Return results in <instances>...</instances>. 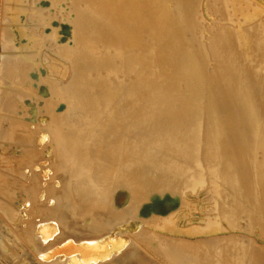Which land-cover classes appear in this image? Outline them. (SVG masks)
<instances>
[{"label": "bare ground", "instance_id": "bare-ground-1", "mask_svg": "<svg viewBox=\"0 0 264 264\" xmlns=\"http://www.w3.org/2000/svg\"><path fill=\"white\" fill-rule=\"evenodd\" d=\"M228 2L0 0V264H264V4Z\"/></svg>", "mask_w": 264, "mask_h": 264}, {"label": "water", "instance_id": "water-1", "mask_svg": "<svg viewBox=\"0 0 264 264\" xmlns=\"http://www.w3.org/2000/svg\"><path fill=\"white\" fill-rule=\"evenodd\" d=\"M153 198V197H152ZM158 199V198H157ZM161 201V198H159V200H158V203ZM163 201V200H162ZM110 233H108L107 235H109ZM86 240H83V241H74V240H67L64 244H62L61 246H58L60 249H65V248H67L66 246L67 245H70L71 243H84ZM72 246H74V244H72ZM74 248V247H73ZM72 256H74V257H76V258H81V255H80V253L79 252H74L73 254H72Z\"/></svg>", "mask_w": 264, "mask_h": 264}, {"label": "rangeland", "instance_id": "rangeland-1", "mask_svg": "<svg viewBox=\"0 0 264 264\" xmlns=\"http://www.w3.org/2000/svg\"><path fill=\"white\" fill-rule=\"evenodd\" d=\"M250 2H252V3H262V4H264V0H250ZM228 4L229 5H231L232 4V0H229V2H228ZM251 7V6H250ZM207 19H212V16L211 15H208L207 16ZM243 23H245V18L243 19ZM243 23H241V24H238V23H236L237 25H242ZM199 29V28H198ZM202 29V28H201Z\"/></svg>", "mask_w": 264, "mask_h": 264}]
</instances>
